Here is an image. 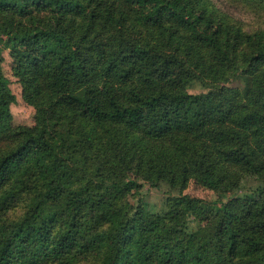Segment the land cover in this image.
I'll return each instance as SVG.
<instances>
[{"label": "trees", "instance_id": "obj_1", "mask_svg": "<svg viewBox=\"0 0 264 264\" xmlns=\"http://www.w3.org/2000/svg\"><path fill=\"white\" fill-rule=\"evenodd\" d=\"M264 1V0H263ZM0 38L34 124L14 126L0 57V264H264V196L229 197L208 216L182 194L190 180L219 196L264 183V30L245 31L207 0H0ZM180 77L173 78L174 72ZM214 106L186 82L230 83ZM102 90L106 108L77 94ZM167 101L163 125L147 109ZM98 149L152 186L179 190L168 221L82 168ZM25 212L3 213L20 196ZM205 220L188 232L187 219Z\"/></svg>", "mask_w": 264, "mask_h": 264}, {"label": "rangeland", "instance_id": "obj_2", "mask_svg": "<svg viewBox=\"0 0 264 264\" xmlns=\"http://www.w3.org/2000/svg\"><path fill=\"white\" fill-rule=\"evenodd\" d=\"M220 16H225L231 22L236 23L245 31L264 30V1L263 0H207ZM0 57L2 58V69L6 78L3 86L4 99L6 106L11 114V122L14 126H28L34 124V109L27 105L21 98V87L13 75L12 60L9 56V48L4 38H0ZM180 75L175 71L173 78H179ZM188 92L201 95L204 105L214 106L218 102L219 91L221 87H227L235 91L244 93L248 85V77H239L230 83L221 84L218 82H208L201 84L195 80H189L185 84ZM77 94L91 101L99 108H106V98L98 86H86ZM168 113L167 101L158 103L147 109L149 117V127L157 128L164 124ZM82 168L94 181L103 185L112 187L114 184H123L134 180L140 187L132 190L126 197V200L133 207L142 206L146 210L154 213L160 221L166 222L172 216L174 205L179 197V190L169 186L166 179L161 180L156 186H152L145 179L134 173L132 170H124L114 166L108 153L103 149H98L87 160L82 162ZM182 194L191 198L199 199L201 206L208 216L218 205L214 202L222 199L225 202L229 197L245 199L248 197L264 196V183L246 177L242 181L239 190L229 195H218L214 191L205 188L190 180ZM29 204V196H20L16 202L7 211L3 213L4 223H10L17 220L26 210ZM205 220L195 219L189 216L187 219L186 230L188 232L204 230ZM101 253L92 251L86 253L75 264H100ZM44 264H57L48 262Z\"/></svg>", "mask_w": 264, "mask_h": 264}]
</instances>
